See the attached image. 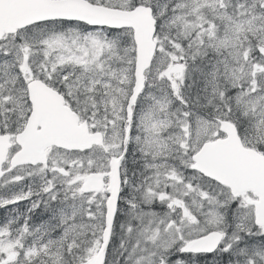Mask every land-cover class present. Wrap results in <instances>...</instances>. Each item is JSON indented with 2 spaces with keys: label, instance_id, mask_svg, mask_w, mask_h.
<instances>
[{
  "label": "snow or ice",
  "instance_id": "6c2138e0",
  "mask_svg": "<svg viewBox=\"0 0 264 264\" xmlns=\"http://www.w3.org/2000/svg\"><path fill=\"white\" fill-rule=\"evenodd\" d=\"M0 264H264V0H0Z\"/></svg>",
  "mask_w": 264,
  "mask_h": 264
}]
</instances>
